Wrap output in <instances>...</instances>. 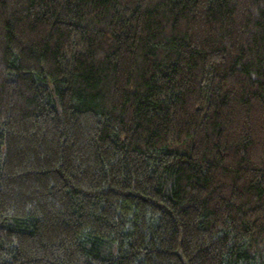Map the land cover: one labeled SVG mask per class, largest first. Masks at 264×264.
Wrapping results in <instances>:
<instances>
[{
  "label": "trees",
  "instance_id": "trees-1",
  "mask_svg": "<svg viewBox=\"0 0 264 264\" xmlns=\"http://www.w3.org/2000/svg\"><path fill=\"white\" fill-rule=\"evenodd\" d=\"M0 264H264V0H0Z\"/></svg>",
  "mask_w": 264,
  "mask_h": 264
}]
</instances>
